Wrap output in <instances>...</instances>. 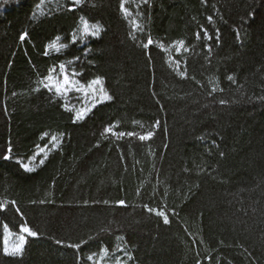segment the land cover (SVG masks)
Returning a JSON list of instances; mask_svg holds the SVG:
<instances>
[{"label":"trees","instance_id":"1","mask_svg":"<svg viewBox=\"0 0 264 264\" xmlns=\"http://www.w3.org/2000/svg\"><path fill=\"white\" fill-rule=\"evenodd\" d=\"M43 1L0 0V152L14 153L0 159V264H264V0ZM62 63L85 86L103 77L113 99L73 123L64 105L80 98L40 83ZM37 146L47 159L28 173L17 161ZM22 223L38 236L6 255Z\"/></svg>","mask_w":264,"mask_h":264},{"label":"snow or ice","instance_id":"2","mask_svg":"<svg viewBox=\"0 0 264 264\" xmlns=\"http://www.w3.org/2000/svg\"><path fill=\"white\" fill-rule=\"evenodd\" d=\"M3 3L7 4L8 0H3ZM73 3H74V5H79V4L84 3V0H73ZM142 3L147 4L148 0H142ZM121 8L125 12H127V9L124 8L123 2L121 4ZM208 20L211 21L212 17L209 16ZM102 30H103L102 29V25H100V24H96V25L92 26L91 36L98 38L100 36ZM83 32L85 34H88V32H89V25L87 24L86 21L84 22ZM27 36H28V33L24 32L20 36V39L24 40ZM204 36H205V39H207V40H211L212 39V36L208 33L207 29H204ZM216 37H217V42H219V30L218 29H217V32H216ZM199 38H200V33L197 32L196 33V39H199ZM76 39H77V37H76L75 33H73V36H72L73 42H75ZM152 43H153V41L149 37L148 41H147V44H145L144 47L148 48L150 45H152ZM183 46H184V41L183 40L179 41L178 42L177 51L179 52L180 49L183 48ZM60 47H67V45H62ZM60 47H57L56 51H60ZM207 48H208V51L211 52V45H208ZM79 59H80V57H75L74 61H78ZM74 61H69L68 63L72 64V63H74ZM175 63H176V66H177L176 70H177L178 75L180 77H182V78H185L186 75H187L186 71L185 72H180L179 71V63L180 62L176 61ZM59 67H60V73L62 74V81L54 78L51 74H49L47 77H45L44 80H42L40 82L45 89H47L50 93L53 94V98L65 96L71 90H75V91H78V92H83L84 89H85V85L80 84V82L77 81V80L70 79V77H74L75 75H77L75 73V71L73 70L72 73H69L66 70L67 66L65 64H63V63ZM53 71H54V69H53ZM227 79L229 81H233L234 77H233V75H229L227 77ZM97 85L100 86V88L98 90L99 93H100L99 95H96V91L97 90L93 87V86H97ZM87 87L93 89V101L94 102L92 103L91 107H81L79 109H76L75 107L68 108V106L66 104L64 105L66 110L71 111L73 113V115H72V122L73 123L84 121L88 117V115L92 112V110L98 104L103 103L105 101H111L113 99V97L110 94H108L103 88V77H100V76L95 77L94 79H92L91 81L88 82ZM39 90H40L39 88L36 89V91H39ZM212 91L214 92V91H216V89L213 88ZM220 91H223V89H220ZM259 99H264V97H259ZM219 103L223 105V104L226 103V101L220 100ZM160 123L161 122L159 120H157L155 122L154 128H159L160 127ZM113 128H114V125H109L108 127H106L104 129V131H105V133H110V134L116 136L117 138H123L125 135H127L129 137L135 135V133H133V132H128L127 134L125 132H122V131L118 132V133H115V132H113ZM154 134L155 133H154L153 130H149V131L145 132L144 134L139 135L138 139L140 141H149V140H151L153 138ZM47 136H49V133L45 132V133H43L41 139H43L44 137H47ZM63 138H64V134L63 133L60 134L59 137L57 135H51L50 143L52 144L53 148H58L60 146V144L62 143ZM46 147L47 146H45V148H40L39 146H37L38 151L36 153H34L31 157L28 158L29 159V163H25L23 160H18L17 163H19L20 166L26 172H28V173L34 172L36 169L31 167L30 163L32 161H35L37 156L43 153L44 154V158L39 160V164L43 165L45 163V160L47 159ZM13 155H14L13 146H12L11 142L9 141L8 144H7V148H6V154L3 153V152H0V159L9 160V159H11L13 157ZM10 203L13 206L16 205V201H14V200L11 201ZM33 203H35V202H33ZM41 203H43V201H41ZM85 203H87V202H85ZM103 203L107 204L108 202L107 201H103ZM116 203L118 205H120V206H125V207L127 206L125 200H119ZM6 207H7V205L0 204V210L4 209ZM145 208L147 209L148 212H150V213L151 212H155L156 215L162 217L163 218V222L165 224L169 223V216H168V214L166 212L161 211L159 209L149 208V207H147V205H145ZM15 211L17 213H20L21 216H23V213L20 212L19 207H15ZM174 214L175 213H173V215ZM4 227L7 228V225H5ZM19 228H20V233H21V235L19 237V243H17L12 248L11 252H9V249L7 247V241H5V247H4L3 251H4V253L6 255L22 256L23 252H24L25 244L27 243V236H31V237H37L38 236V232L37 231H33L30 227H28L26 225V223L20 224ZM24 234H27V236L24 235ZM56 243L57 244H61V243H63V241L57 239ZM81 243H86V241H81ZM67 246L71 247V248L79 249L81 247V244L80 243L69 244ZM104 252L107 253V249L106 248L104 249ZM92 258L93 257L91 255L87 257L88 260H92ZM128 259L131 260L132 257L129 256ZM117 264H120L119 260L117 261ZM125 264H126V262H125ZM198 264H199V262H198Z\"/></svg>","mask_w":264,"mask_h":264},{"label":"rangeland","instance_id":"3","mask_svg":"<svg viewBox=\"0 0 264 264\" xmlns=\"http://www.w3.org/2000/svg\"><path fill=\"white\" fill-rule=\"evenodd\" d=\"M57 1H59V0H44L42 3H41V6H42V9H43V7H45L47 4H53V3H56ZM71 1H73V0H71ZM46 8V7H45ZM41 9V11L42 12H44V10H42ZM41 11H40V13H41ZM83 26L84 25H82L81 26V33L82 34H85L84 32H83ZM91 29H92V27H90L89 26V32H88V34H91ZM88 34H85V35H88ZM54 78H56V79H58V80H61L62 81V74L60 73V70L59 71H56V73H54V74H51ZM70 79H74L73 77H70ZM75 80V79H74ZM97 91H96V95H99L100 93H99V88H100V86L99 85H97V86H93ZM68 94H72V95H74V96H77L78 98H80L79 100L82 102V105H81V107H91V105H92V103L94 102L93 101V89L92 88H88L87 86H85V89H84V91L83 92H78V91H75V90H71V91H69L66 95H68ZM65 95V96H66ZM80 101H78V102H80ZM80 107V108H81ZM38 151V150H37ZM36 151V152H37ZM46 153H47V151H46ZM42 156H44V154L42 153L41 154ZM36 164H37V160H35V161H32L31 163H30V166L31 167H35L36 166ZM20 235H21V233H13V232H11L9 229H6V231H5V238H4V244H5V241H7V247H8V249H9V252H11V250H12V248L17 244V243H19V237H20ZM24 235H26L27 236V234H24ZM27 237H29V236H27ZM107 256H105V258H106ZM103 259L102 260H99L98 262H96L95 264H104V262H105V258L104 257H102Z\"/></svg>","mask_w":264,"mask_h":264}]
</instances>
